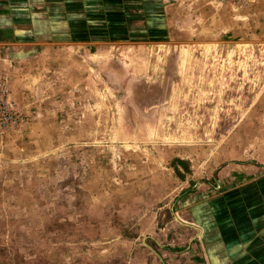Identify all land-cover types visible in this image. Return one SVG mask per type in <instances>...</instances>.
I'll use <instances>...</instances> for the list:
<instances>
[{
    "label": "crops",
    "instance_id": "1",
    "mask_svg": "<svg viewBox=\"0 0 264 264\" xmlns=\"http://www.w3.org/2000/svg\"><path fill=\"white\" fill-rule=\"evenodd\" d=\"M0 63L31 116L5 147L42 169L44 235L81 220L113 234L116 211L115 234L140 235L137 264H264V0H0ZM93 166L126 187L134 175L137 200L93 184ZM166 180L180 188L168 201ZM161 196L170 210L146 226Z\"/></svg>",
    "mask_w": 264,
    "mask_h": 264
},
{
    "label": "rangeland",
    "instance_id": "2",
    "mask_svg": "<svg viewBox=\"0 0 264 264\" xmlns=\"http://www.w3.org/2000/svg\"><path fill=\"white\" fill-rule=\"evenodd\" d=\"M244 1L245 0L238 5H231L240 7ZM1 65L4 64L0 63V264H137V253L132 250L133 246L129 244L140 242V235H137L134 228L135 225L130 228L131 232L128 235L115 234V228L117 224L120 225L121 222L120 215H117L116 213L118 212L116 211L113 213V219H107V223L110 226L113 225V234L108 232L110 228H104L99 222L97 223L93 220L90 224H88L86 220H81L79 222L80 226L76 228L68 227L69 230L73 229L76 231V235L73 237L65 234L67 229L66 226L58 232L56 223H54L53 227H47L48 230H54V234L52 235H44V225L39 229L40 227H38V224L44 219L39 216L38 205L35 206L34 202L38 197L42 198L44 196V191L39 192V190L44 187V183L38 181L39 177L42 176V172L40 171L42 169L39 170L31 164L29 168L25 167L26 164L14 163H22V161H13V156L10 157L9 154H7L8 152L5 147V145H9V142L13 140L14 135L23 134L25 130H27V126L31 121V116L27 114L26 109L23 105L19 104V100L16 98V93L12 86V74L9 68H4V66ZM230 95L231 94H229V96ZM197 107L199 108V106ZM194 108L193 106V109ZM208 108L210 112L214 110L213 105H209ZM130 112L133 113L131 109ZM59 123L60 122L55 123L56 128L60 127ZM44 128H46L45 125ZM53 142H51V144L53 146L56 145L55 141ZM69 154L66 156L70 158ZM107 157L108 160H106L105 164H120L119 160L121 159L119 151H117V156L109 152ZM96 170L98 169L94 166L90 170V174L94 175V180H97L94 181L93 184L96 185L98 181L103 182L108 192L109 189L113 190V196L119 197L123 192V194L129 196L130 205L137 200L140 187L135 184L134 175L129 176V186L126 187L121 185L124 179L121 177L122 173L120 171L114 172L113 176L115 177L117 175L118 178L121 179L113 178L112 180L108 178V172ZM65 174H67L66 170ZM130 174H135V171H130ZM149 174L150 173L146 171V175ZM210 174L213 175V173H208L207 176H212ZM209 178L210 177H208V179ZM115 181H117L118 184H115ZM214 183L215 182L212 181V183L210 182L207 186L198 187V185H196L197 187H193L195 192L202 188L208 191V194L212 195L221 189L218 187L213 188L215 185ZM156 189L159 188H155V190ZM179 189V184L176 180H174V182L166 180L164 186L161 187V192L162 194H166L165 200L168 201L169 197L180 192ZM155 190L147 184L144 189L147 197L154 195L156 193ZM114 199L117 201L116 198ZM148 200L147 203L149 204H146V209L144 211L149 220L146 222V226H149L151 223L152 216L147 213L148 211L154 212L153 210L158 205L165 204L162 207V211L165 209L167 212L170 210L169 203L172 201L167 203L162 196L161 201L157 203H154L151 199ZM11 201L13 204H10ZM30 211L33 212L32 215L35 218L29 216L28 213ZM129 213L130 215H134L136 210L132 208ZM171 217V214H165L163 212L160 217H155V219L158 220V227L162 226L164 222L168 221ZM133 230H135V232H133ZM24 231L29 233V235H26ZM126 237H128L129 240ZM156 240L158 241L157 238ZM28 241H31L32 244H29ZM72 241H77L76 244H79L74 245L77 249H67L68 245L66 243H71ZM163 241L168 242V239ZM108 242L112 244V250H109L105 246ZM90 243L94 244L86 248V245ZM60 247L65 249H60ZM127 248L129 249L128 251H126Z\"/></svg>",
    "mask_w": 264,
    "mask_h": 264
},
{
    "label": "built area",
    "instance_id": "3",
    "mask_svg": "<svg viewBox=\"0 0 264 264\" xmlns=\"http://www.w3.org/2000/svg\"><path fill=\"white\" fill-rule=\"evenodd\" d=\"M211 1H213V3L217 6H223L226 4L238 5L241 2H243V0H211Z\"/></svg>",
    "mask_w": 264,
    "mask_h": 264
}]
</instances>
